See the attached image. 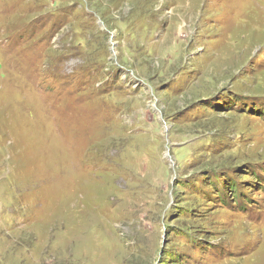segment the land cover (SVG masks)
Returning <instances> with one entry per match:
<instances>
[{"label": "rangeland", "instance_id": "1", "mask_svg": "<svg viewBox=\"0 0 264 264\" xmlns=\"http://www.w3.org/2000/svg\"><path fill=\"white\" fill-rule=\"evenodd\" d=\"M0 264H264V0H0Z\"/></svg>", "mask_w": 264, "mask_h": 264}]
</instances>
